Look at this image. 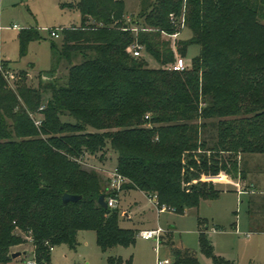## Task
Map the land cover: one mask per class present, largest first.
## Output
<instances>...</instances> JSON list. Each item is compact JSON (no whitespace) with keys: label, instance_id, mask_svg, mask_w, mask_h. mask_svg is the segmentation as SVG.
Returning <instances> with one entry per match:
<instances>
[{"label":"trees","instance_id":"obj_1","mask_svg":"<svg viewBox=\"0 0 264 264\" xmlns=\"http://www.w3.org/2000/svg\"><path fill=\"white\" fill-rule=\"evenodd\" d=\"M147 1L131 19L126 0L63 3L81 11L80 24L60 27L61 47L53 44L69 62L64 84L35 88L21 71L14 88L0 70V264H28L27 249L12 256L28 241L36 264H51V246L75 249L86 230L96 232L103 253L136 243L141 230L122 227L119 209L99 203L115 193L86 167L88 156L115 154L123 189L156 194L160 209L186 213L224 191L205 177L245 178L239 155H264V0ZM181 25L191 37L173 43ZM38 38L37 30H22L21 56ZM134 44L160 66L136 56ZM192 45L200 53L173 69ZM0 63L8 70L1 55ZM31 113L40 114V127ZM65 193L82 198L64 204ZM200 222L203 251L231 264L215 255ZM174 256L175 264H199L187 248Z\"/></svg>","mask_w":264,"mask_h":264},{"label":"rangeland","instance_id":"obj_2","mask_svg":"<svg viewBox=\"0 0 264 264\" xmlns=\"http://www.w3.org/2000/svg\"><path fill=\"white\" fill-rule=\"evenodd\" d=\"M76 0H1L0 1V55L9 61L10 74L6 78L9 85L16 88L21 80V71L26 72L28 85L38 88L44 83V73L57 72V83L64 84L68 76L69 62L53 44L62 45V36L55 37L51 30L72 23H81V11L78 7L63 6L65 2ZM144 0H126L128 18L137 16L148 2ZM17 24L18 27H14ZM35 29L39 33L37 40L31 41L28 52L21 56L20 35L24 29ZM139 30L138 28L134 29ZM173 43L189 40L191 31L180 27ZM175 46V44H174ZM199 45L189 47L185 56L187 64L200 53ZM140 57H145L152 68H158V60L148 55L144 48ZM82 60V54H73L75 63ZM50 92L44 93V102ZM35 116H40V114ZM203 152V151H198ZM209 157L213 151L205 152ZM225 158L228 153H221ZM86 167L96 170L103 179L104 186L109 187L107 171L115 167L117 156H88ZM239 170H247L245 178L233 179L230 174L222 172L213 180L218 188L223 189L220 196L212 200H202L198 210L191 209L178 213L172 209L160 210L144 195L137 191L123 189L119 192L118 209L121 213L120 225L133 229H161L159 239L145 240L138 236L136 243L129 247L117 246L103 254L97 244L95 231H80L75 249L67 244L55 246L52 250V264H108L109 255H120L131 264H159L160 260L170 259L175 264L174 250L187 248L198 258L199 264H219L207 255L200 243L203 229L200 218L209 225L208 238L212 241L215 255L231 264H264V233L253 232L264 229V155L242 154L238 157ZM133 190V189H132ZM128 212V215L125 214ZM174 228L171 229L170 227ZM213 230H216L215 232ZM165 240V242L163 241ZM27 249V257L33 259L34 247L31 241L18 245L14 251ZM28 259V260H29ZM13 264H17L13 262Z\"/></svg>","mask_w":264,"mask_h":264},{"label":"built area","instance_id":"obj_3","mask_svg":"<svg viewBox=\"0 0 264 264\" xmlns=\"http://www.w3.org/2000/svg\"><path fill=\"white\" fill-rule=\"evenodd\" d=\"M14 27H18L17 24L14 25ZM60 29H53L51 30V34L55 37H60V33H59ZM177 34H174V36ZM134 54L136 56H140L142 54V46L139 44H134L132 46ZM172 68L175 70H184L187 66V63L185 61V59L183 57L178 56L177 60L175 61V63H173ZM0 70L4 71L6 77H8V75L10 74V72L8 70L5 71V68L3 67V65L0 63ZM31 115L33 116L34 120H35V124L40 127L42 124V118L41 116H35L34 114L31 113ZM107 175H108V179H109V191L115 193V195H110L106 200L107 203L110 207L113 208H117L118 207V197H119V192L122 190L123 184H125L127 182V178L121 174L117 168L111 169L107 171ZM149 200L157 207L159 208V201H158V196L156 194L154 195H149ZM166 207H163L160 210L165 209ZM167 209V208H166ZM142 236L144 239H161V229H144L141 230L140 235ZM161 241V240H160ZM54 249V246H51V250ZM171 261L170 259H165V260H160L159 264H170ZM28 264H36L35 259H29L28 260Z\"/></svg>","mask_w":264,"mask_h":264},{"label":"water","instance_id":"obj_4","mask_svg":"<svg viewBox=\"0 0 264 264\" xmlns=\"http://www.w3.org/2000/svg\"><path fill=\"white\" fill-rule=\"evenodd\" d=\"M58 77V73L57 72H52V73H44L42 75V80L44 83L46 82H55V79ZM82 198L81 195H76V194H70V193H65L63 195V203L64 204H68L69 202H77L79 201L80 199ZM99 203L104 206V207H107L108 206V203L106 201V195L105 194H102L100 196V199H99ZM172 227V226H171ZM25 253V251H17V252H14L12 254V256L14 258H17L21 255H23Z\"/></svg>","mask_w":264,"mask_h":264},{"label":"crops","instance_id":"obj_5","mask_svg":"<svg viewBox=\"0 0 264 264\" xmlns=\"http://www.w3.org/2000/svg\"><path fill=\"white\" fill-rule=\"evenodd\" d=\"M10 65H11V63H10ZM115 167L114 168H116V166H117V162H116V160H115ZM114 168H112V169H114ZM130 191H137V190H130ZM138 192V191H137ZM139 192L140 193H143L144 195H146V193L145 192H143V191H140L139 190ZM147 197H148V199H149V195L147 194ZM154 205V204H153ZM125 214H127L128 215V212H126ZM129 216V215H128ZM171 229H173L174 227L172 226V227H170ZM140 230H144V229H140ZM209 230V225H208V229L206 230V231H208ZM214 232L216 231V230H213ZM253 232H259V233H264V229H260V230H256V231H253ZM208 233V232H207ZM145 240H147V239H145ZM149 240H151V239H149ZM164 242H165V240H163ZM55 248V247H54ZM100 248V247H99ZM182 249H185V248H182ZM54 250V249H53ZM102 251V250H101ZM103 254H105V253H103ZM109 257H122V256H120V255H109L108 257H107V261H108V258ZM123 258V257H122ZM123 261H125L124 259H123ZM128 261V260H127ZM126 261V262H127ZM51 264H52V262H51ZM108 264H109V262H108ZM122 264H125V262H123Z\"/></svg>","mask_w":264,"mask_h":264}]
</instances>
